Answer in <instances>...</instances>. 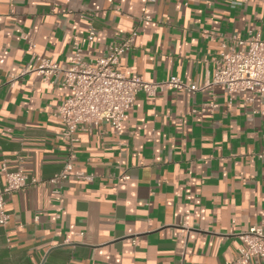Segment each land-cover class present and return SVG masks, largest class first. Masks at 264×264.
<instances>
[{"label":"crops","instance_id":"0c3cea01","mask_svg":"<svg viewBox=\"0 0 264 264\" xmlns=\"http://www.w3.org/2000/svg\"><path fill=\"white\" fill-rule=\"evenodd\" d=\"M91 28L88 60L135 32L121 73L201 90L140 93L120 135L78 133L74 174L52 183L69 157L56 112L71 92L36 74L8 81L34 54L65 67ZM254 37L264 0H0V181L3 166L42 181L6 197L0 264L233 263L239 235L264 233V116L249 93L212 83L220 53Z\"/></svg>","mask_w":264,"mask_h":264},{"label":"built area","instance_id":"2783aa9c","mask_svg":"<svg viewBox=\"0 0 264 264\" xmlns=\"http://www.w3.org/2000/svg\"><path fill=\"white\" fill-rule=\"evenodd\" d=\"M234 5H243L250 0H231ZM97 32L91 28L84 38H75L73 52L68 64L62 67L51 58L33 55L29 66L19 75L12 76L8 85L14 87L27 74L42 77L45 83L59 85L68 89L71 95L57 107L56 118L62 125L61 140L67 144L69 157L64 170L51 182L60 183L74 174L75 150L79 143L78 133L86 127L110 125L117 134L122 133L127 112L143 93L156 97L166 90L181 93L200 91L197 85L171 77L161 83L147 82L139 77H129L118 70L122 58L134 47L133 32L120 38L107 47L104 56L88 60L92 56L91 47ZM30 50L34 46L30 41ZM89 48V52L85 48ZM226 48V47H224ZM216 72L212 85L219 87L229 96L249 93L252 101H258L259 114L264 116V40L258 37L249 40L236 39L232 47L223 50L216 61ZM213 108V106L210 105ZM5 185L0 181V225L7 226L11 215L6 208V197L24 191L29 186L41 185L38 178L29 177L22 167L9 171L2 167ZM82 178L83 175L76 174ZM242 246L238 257L231 264H250L255 260L264 261V233L261 228L250 229L239 235Z\"/></svg>","mask_w":264,"mask_h":264}]
</instances>
